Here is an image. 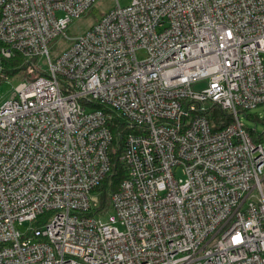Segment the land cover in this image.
<instances>
[{"label":"built area","instance_id":"obj_1","mask_svg":"<svg viewBox=\"0 0 264 264\" xmlns=\"http://www.w3.org/2000/svg\"><path fill=\"white\" fill-rule=\"evenodd\" d=\"M96 1L0 0V82L25 77L0 106V264H264V144L241 118L264 104V0H116L70 37ZM106 108L132 129L127 176L92 214Z\"/></svg>","mask_w":264,"mask_h":264},{"label":"trees","instance_id":"obj_2","mask_svg":"<svg viewBox=\"0 0 264 264\" xmlns=\"http://www.w3.org/2000/svg\"><path fill=\"white\" fill-rule=\"evenodd\" d=\"M3 64L5 69L11 74L27 68L25 59L19 54H16L12 58L5 59ZM106 111L109 113L108 124L113 133V141L110 147L112 166L107 176L94 189V192L99 198V206L91 211L92 214L104 213L108 209L111 194L120 188L122 181L127 176L126 166L121 161L120 157L125 137L124 133L130 132L132 129L128 126L127 121L123 117L121 118L118 116L114 110L106 108ZM246 116L255 122L261 120L264 123V118L262 120L257 114L246 112ZM211 118L214 123L217 125L220 124L221 126H224L231 120L230 113L218 107L213 109ZM251 134L254 140L258 142L264 141V132H258L257 130L251 129Z\"/></svg>","mask_w":264,"mask_h":264},{"label":"rangeland","instance_id":"obj_3","mask_svg":"<svg viewBox=\"0 0 264 264\" xmlns=\"http://www.w3.org/2000/svg\"><path fill=\"white\" fill-rule=\"evenodd\" d=\"M116 0H97L95 4L82 16L73 19L67 28V33L70 37H75L91 27L95 22H97L101 16H103L107 11L112 9L115 6ZM122 4H127V0H120ZM71 43V40L56 38L51 42V53L55 55L56 52L61 51V49L67 47ZM47 66L45 65V68ZM25 80V77H11L9 80L0 82V106L7 99H9L14 92V87L20 81ZM251 114H257L263 120L264 118V104L259 105L258 107L249 111ZM243 122L250 128H256L258 132H264V123L259 120L255 122L254 120L249 119L244 113L241 114ZM264 144V141H263ZM264 184V183H263ZM32 223L29 221L24 222L22 225H19V229L22 232H25Z\"/></svg>","mask_w":264,"mask_h":264}]
</instances>
